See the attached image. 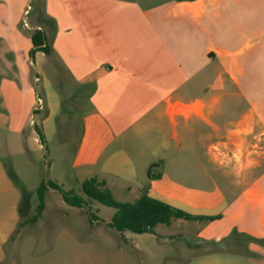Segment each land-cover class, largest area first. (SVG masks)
I'll list each match as a JSON object with an SVG mask.
<instances>
[{"label":"crops","instance_id":"crops-1","mask_svg":"<svg viewBox=\"0 0 264 264\" xmlns=\"http://www.w3.org/2000/svg\"><path fill=\"white\" fill-rule=\"evenodd\" d=\"M28 2L0 0V134L13 154L32 141L43 146L33 126L27 131L42 97L36 62L45 54L30 55V32L41 26L20 25ZM109 4L89 20L102 27L95 39L53 41L62 55L81 47L86 56L76 74L66 68L73 83L55 91L48 83L51 98H42L44 135L54 116L66 126L80 115L69 161L53 167L52 180L64 189L98 176L114 196L147 191L189 213L218 216L164 224L178 228L177 250L164 248L173 234L160 232L163 224L146 232L158 251L142 248L156 263L264 264V0H159L133 17ZM8 174L0 158V178ZM236 232L262 239L242 245L246 262L213 248Z\"/></svg>","mask_w":264,"mask_h":264},{"label":"rangeland","instance_id":"rangeland-1","mask_svg":"<svg viewBox=\"0 0 264 264\" xmlns=\"http://www.w3.org/2000/svg\"><path fill=\"white\" fill-rule=\"evenodd\" d=\"M107 1L111 2L109 5H113L117 15L133 17L138 10L148 8L159 0H29L20 25L30 27V30L34 25H40L52 47L57 38L62 43L68 38L69 43L77 41L80 44L95 39L101 33L102 27H98L97 22L93 27L89 20L103 16V4ZM24 19L28 21V27L24 26ZM59 49H52L51 55L40 54L37 58V67L41 71L37 89L41 98L46 100L51 98L46 87L48 83L53 91L59 83L69 86L68 82L73 81L67 69L74 71L76 63L86 56L79 52L81 47L63 49L66 55H62ZM32 71L34 77V67ZM67 89L69 95L72 90ZM64 106L66 111L70 110L68 104ZM43 112L42 109L37 110L31 126L28 123L27 131L32 130V126H40ZM64 122L62 115L54 116L45 124L43 146L39 147L32 141L24 154H13L11 145L5 143L8 137L0 134V158L9 173V179L0 178V264H182L178 260L173 261V258H168L165 263H156L159 258L150 257L142 245H153L158 251V244H154L157 238L130 230H126L127 236H123L109 224L115 208L93 199H88L89 203L80 208L66 203L59 191L50 189L45 193L47 206L43 215L33 220L39 203L37 186L41 180H52L53 167L67 165L71 148L78 139L80 115L68 120L66 126ZM63 139L65 142H62ZM16 148L13 146V149ZM70 186L75 192H81L79 184L66 182L63 187L68 190ZM13 188L18 195L14 194ZM115 198L119 201L135 199L133 194L117 192ZM89 212L98 219L91 220ZM164 229L173 234L163 239L167 242L164 248L170 251L174 245L177 250L183 240L178 228L176 225L158 226L160 232ZM242 241L239 247L234 245L237 240L231 238L217 247L220 250L228 248L229 254L224 255L239 257L240 261L246 262V254L241 248L247 241Z\"/></svg>","mask_w":264,"mask_h":264},{"label":"trees","instance_id":"trees-1","mask_svg":"<svg viewBox=\"0 0 264 264\" xmlns=\"http://www.w3.org/2000/svg\"><path fill=\"white\" fill-rule=\"evenodd\" d=\"M30 36L33 43V47L30 51L32 59L35 58L37 51H43L45 54L51 55L52 46L43 29H33L30 32ZM35 129L41 142L44 144L45 135L42 129L38 125H35ZM150 176L152 177L151 174ZM154 176L158 177L160 175L157 174ZM49 187L59 191L64 201L72 206L83 208L89 203L88 199H93L105 205L114 207L115 212L112 219L109 221V224L118 230L123 236L126 230H130L135 233H154L155 227L158 224H170L174 219L212 220L218 217L217 215L189 213L182 208L150 196L147 191H144L133 201H119L115 198L113 191L107 185L105 179L100 180L98 176H91L81 183V192H75L74 189L65 190L61 187V185L53 180H42L36 188L39 203L37 205V213L34 215L33 220H37L45 208V193ZM89 213L91 220L98 219L94 213ZM231 237L234 240H237V244H240V246L243 239L247 242L250 240H262L257 237L237 232L232 233ZM217 245L213 248L219 249Z\"/></svg>","mask_w":264,"mask_h":264},{"label":"built area","instance_id":"built-area-1","mask_svg":"<svg viewBox=\"0 0 264 264\" xmlns=\"http://www.w3.org/2000/svg\"><path fill=\"white\" fill-rule=\"evenodd\" d=\"M24 25H25V26H28V25H29V24H28V21L25 20V19H24ZM37 99H38V102H37V103H38L39 106H37V104H36V106H35V110H39V109H42V108H43V100H42V98H41L40 96H38Z\"/></svg>","mask_w":264,"mask_h":264}]
</instances>
